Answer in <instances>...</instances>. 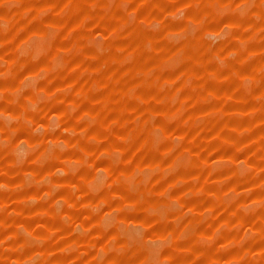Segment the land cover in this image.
Here are the masks:
<instances>
[{
    "label": "rangeland",
    "instance_id": "rangeland-1",
    "mask_svg": "<svg viewBox=\"0 0 264 264\" xmlns=\"http://www.w3.org/2000/svg\"><path fill=\"white\" fill-rule=\"evenodd\" d=\"M0 264H264V0H0Z\"/></svg>",
    "mask_w": 264,
    "mask_h": 264
}]
</instances>
